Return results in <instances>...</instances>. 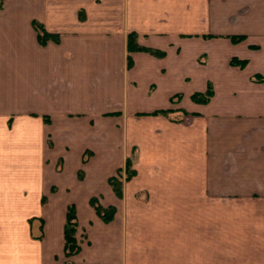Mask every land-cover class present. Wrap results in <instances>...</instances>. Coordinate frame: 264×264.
I'll list each match as a JSON object with an SVG mask.
<instances>
[{"label": "crops", "instance_id": "1", "mask_svg": "<svg viewBox=\"0 0 264 264\" xmlns=\"http://www.w3.org/2000/svg\"><path fill=\"white\" fill-rule=\"evenodd\" d=\"M34 22L58 43L40 45ZM130 34L164 56L129 54ZM257 75L264 0L0 2V264H264ZM71 205L79 252L66 258Z\"/></svg>", "mask_w": 264, "mask_h": 264}, {"label": "trees", "instance_id": "2", "mask_svg": "<svg viewBox=\"0 0 264 264\" xmlns=\"http://www.w3.org/2000/svg\"><path fill=\"white\" fill-rule=\"evenodd\" d=\"M2 1V0H0ZM32 27L36 33V38L37 41L40 45L44 46L49 42L52 43H58L59 36L55 34H49L47 33L43 26L34 22L32 24ZM136 35L130 34L127 36V51L128 53H134V52H145V53H150L152 55H155L157 57H163V53H155L154 51H151L149 49L141 48L137 45L135 42ZM229 40L233 44L240 43L242 40H244L243 36H234L230 37ZM127 65L128 67L131 66V59L128 58L127 60ZM246 61L243 60H238L236 58H232L230 60V65L233 67H238L240 69L244 68L246 66ZM253 80L255 82H264V77L262 76H254ZM212 96V89L211 86L208 85L207 89L205 92H200V93H194L190 96V100L193 103L196 104H206L210 100ZM177 98L179 96H176ZM173 97L170 99V102H173ZM178 111H172V110H162L155 112L154 114H160L163 116H171L173 120H178L176 118H173L172 116L174 113H177ZM178 113L182 114V116L186 115L187 113L185 111H179ZM180 117V116H179ZM135 174V171L132 168V161L131 159H127L125 162V166L122 170L117 171V176L112 177L109 179V185L112 188L114 194L116 197H121V187H122V182L119 180L120 178L124 179H130L133 175ZM90 206L94 209L96 215L100 218V220L104 223H109L112 221L114 214H115V209L113 207H107L104 208L102 207L97 199L93 198L90 200ZM76 229H77V222H76V215H75V208L73 205L69 206L67 211H66V221L64 225V254L66 258L72 257L76 255L79 252V246L76 240Z\"/></svg>", "mask_w": 264, "mask_h": 264}, {"label": "rangeland", "instance_id": "3", "mask_svg": "<svg viewBox=\"0 0 264 264\" xmlns=\"http://www.w3.org/2000/svg\"><path fill=\"white\" fill-rule=\"evenodd\" d=\"M3 1V0H2ZM2 1H0V2H2ZM243 41V40H242ZM241 41V42H242ZM135 42L137 43V37H136V39H135ZM199 60H201V59H199ZM178 102H180V101H178ZM182 111H184V110H181V112ZM187 113V112H186ZM187 115V114H186ZM180 116V117H179ZM185 116V115H184ZM173 118H176V119H180L181 117H182V114H180V113H174V115L172 116Z\"/></svg>", "mask_w": 264, "mask_h": 264}]
</instances>
